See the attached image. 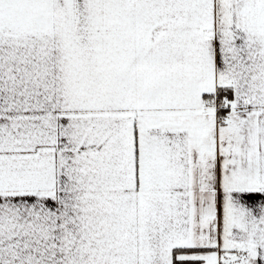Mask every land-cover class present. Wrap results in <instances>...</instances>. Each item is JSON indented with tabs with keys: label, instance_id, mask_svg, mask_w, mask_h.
<instances>
[{
	"label": "snow or ice",
	"instance_id": "1",
	"mask_svg": "<svg viewBox=\"0 0 264 264\" xmlns=\"http://www.w3.org/2000/svg\"><path fill=\"white\" fill-rule=\"evenodd\" d=\"M0 264H264V0H0Z\"/></svg>",
	"mask_w": 264,
	"mask_h": 264
}]
</instances>
